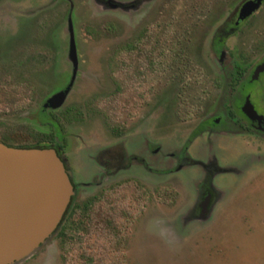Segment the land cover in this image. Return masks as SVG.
Wrapping results in <instances>:
<instances>
[{
	"label": "rangeland",
	"instance_id": "rangeland-1",
	"mask_svg": "<svg viewBox=\"0 0 264 264\" xmlns=\"http://www.w3.org/2000/svg\"><path fill=\"white\" fill-rule=\"evenodd\" d=\"M201 2L110 7L95 0H0V142L30 143L56 130L40 122L39 110L67 83L70 22L77 70L63 103L46 104L53 112L73 104L86 110L82 121L66 126V149L74 144L71 134L96 129L103 137L107 125L122 124L128 147L141 143L148 159V171L128 168L121 179L74 174L71 201L94 200L88 233H78L81 243L67 249L53 233L13 264H85L88 256L92 264H264V144L223 131L200 133L227 103L209 52L220 19L214 5L205 17ZM261 7L250 48L264 34ZM237 41L231 37L229 46ZM152 144L160 146L157 154L145 149ZM186 144L192 159L214 161L210 174L220 191L204 216L194 208L202 167L162 171L173 165L168 152Z\"/></svg>",
	"mask_w": 264,
	"mask_h": 264
},
{
	"label": "flooded vegetation",
	"instance_id": "flooded-vegetation-1",
	"mask_svg": "<svg viewBox=\"0 0 264 264\" xmlns=\"http://www.w3.org/2000/svg\"><path fill=\"white\" fill-rule=\"evenodd\" d=\"M110 7L124 6L133 7L139 0H95ZM247 1L256 0H203L200 10L207 17L212 9L215 19H220L214 28H212V38L210 40V54L214 58L219 68V75L227 87L226 105L220 107L216 117L205 120L200 128V133H214L223 131L238 135L240 138H252L258 144H264V34L256 39L253 48L246 43L249 34L252 33L253 21L256 20L257 12L264 4L260 0L259 8L247 15L240 16L242 6ZM214 5V8H212ZM212 8V9H211ZM225 11V12H224ZM224 12V14H223ZM222 15L223 18H222ZM67 57L69 58L70 72L67 83L62 87L46 96L41 105L39 114L43 115L40 122L44 125L57 127L50 134H38L35 138L42 141L35 142L34 147H52L57 155L63 161L70 181L75 188L73 175L80 177H90L91 175L99 180H113L125 177L126 171L137 172V169L144 167L148 171L147 156H144L141 143L131 144L128 147L126 143L127 128L125 125H107L106 134L102 137L96 129L90 131V134H71L75 138L74 144L69 150L66 144L69 143L70 135L65 132L66 126L74 122L83 120L85 108H79L76 105H68L58 112L46 107L47 99L54 93L64 89L68 84L74 70V63L69 57V39ZM238 37L236 46H229L231 37ZM250 39H248L249 41ZM251 41V40H250ZM206 57V54H205ZM91 63V62H90ZM117 62H107L113 65ZM77 70V62L75 73ZM85 105V104H84ZM70 115H80L79 118L67 119L65 113ZM49 116V118H48ZM224 125V126H223ZM223 126V127H221ZM128 147V148H127ZM188 144L184 145L177 153L168 152V158L173 164L171 167L162 169L165 173L179 171L184 167L198 164L202 167L203 178L197 190L199 200L194 208L200 212L201 203L206 198L211 202L212 197L217 195L218 190L213 184V174H210V167L214 161L202 162L192 159L189 155ZM147 152L153 155L157 154L160 146L152 144L148 146ZM129 153V154H128ZM69 160L73 168L69 167ZM194 162V163H193ZM129 165V166H128ZM149 170L154 175V160ZM175 165V167H173ZM92 166H98L100 172ZM215 168V167H214ZM95 171V172H94ZM94 179V178H93Z\"/></svg>",
	"mask_w": 264,
	"mask_h": 264
},
{
	"label": "water",
	"instance_id": "water-1",
	"mask_svg": "<svg viewBox=\"0 0 264 264\" xmlns=\"http://www.w3.org/2000/svg\"><path fill=\"white\" fill-rule=\"evenodd\" d=\"M260 0L247 1L240 16L254 11ZM69 57L74 70L66 87L47 99L60 106L69 91L76 68L70 22ZM73 195L63 161L52 147H16L0 142V264H13L31 254L56 230ZM201 203L200 216L208 210Z\"/></svg>",
	"mask_w": 264,
	"mask_h": 264
},
{
	"label": "trees",
	"instance_id": "trees-1",
	"mask_svg": "<svg viewBox=\"0 0 264 264\" xmlns=\"http://www.w3.org/2000/svg\"><path fill=\"white\" fill-rule=\"evenodd\" d=\"M64 117L67 119H72L74 117L79 118L80 115H70L68 112L64 114ZM39 141H42V139L38 140L34 138L33 142L31 141L30 143H25L22 141L15 143L9 139L4 140L3 142L7 145L16 147H34V143ZM93 204V199L86 200L82 202L81 205H77L70 200V203L68 204L66 211L64 212L54 232L55 235L60 239L61 247L63 249H67V245L72 244L74 241H78L81 243L79 237H81L83 233H88L87 223L91 222L92 219L90 217L89 210L91 209V206H93ZM78 210L80 211V215L77 218H74V214ZM78 233H82V235L78 237ZM92 260L93 258L88 256L85 264H92Z\"/></svg>",
	"mask_w": 264,
	"mask_h": 264
}]
</instances>
